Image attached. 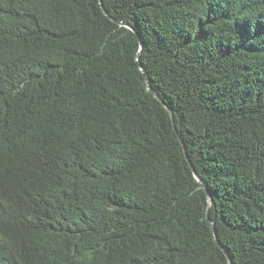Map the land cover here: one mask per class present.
<instances>
[{
    "label": "trees",
    "instance_id": "trees-1",
    "mask_svg": "<svg viewBox=\"0 0 264 264\" xmlns=\"http://www.w3.org/2000/svg\"><path fill=\"white\" fill-rule=\"evenodd\" d=\"M0 264H264V0H0Z\"/></svg>",
    "mask_w": 264,
    "mask_h": 264
},
{
    "label": "water",
    "instance_id": "water-1",
    "mask_svg": "<svg viewBox=\"0 0 264 264\" xmlns=\"http://www.w3.org/2000/svg\"><path fill=\"white\" fill-rule=\"evenodd\" d=\"M151 88V87H150ZM152 89V88H151ZM194 169V168H193ZM195 171V170H194ZM210 223H211V226H212V228H213V230H214V232H215V234H216V236H217V231H216V229H215V226H214V223L210 220ZM227 255H228V253H227ZM228 258H229V261L231 262V259H230V257L228 256Z\"/></svg>",
    "mask_w": 264,
    "mask_h": 264
}]
</instances>
